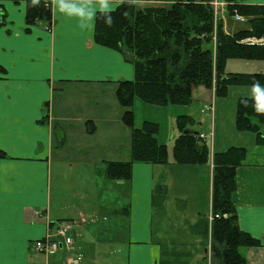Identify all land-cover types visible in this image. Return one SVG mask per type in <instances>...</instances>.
<instances>
[{
    "label": "crops",
    "instance_id": "0c3cea01",
    "mask_svg": "<svg viewBox=\"0 0 264 264\" xmlns=\"http://www.w3.org/2000/svg\"><path fill=\"white\" fill-rule=\"evenodd\" d=\"M218 1L219 12L232 4L264 5V0ZM50 2L49 29L39 24L25 31L26 0H0V264H212V156L230 143L218 142L214 120L208 134L200 120L198 133L210 141L208 165L176 164L167 148L165 165L134 162L128 182L108 180L107 162L128 161L130 146L113 136L124 126L116 89L133 80V66L94 43L91 22L65 15ZM117 5L110 0V7ZM226 22L223 30L231 33ZM248 65L258 70L256 63ZM200 88L192 90L191 103L214 99L213 90L199 99ZM148 105L134 100L135 121L138 109L161 111ZM137 120L141 125L152 119ZM167 127L165 132L158 127L159 143L166 144ZM64 181L69 199L60 206L57 188ZM159 185L165 196L156 203ZM123 194L124 201L115 203ZM232 201L239 230L259 241L241 254L247 264H264V149L248 151L236 169ZM205 219L207 234L200 225ZM74 221L71 248L51 255L34 250L32 244L54 233L58 223Z\"/></svg>",
    "mask_w": 264,
    "mask_h": 264
},
{
    "label": "trees",
    "instance_id": "16d2710c",
    "mask_svg": "<svg viewBox=\"0 0 264 264\" xmlns=\"http://www.w3.org/2000/svg\"><path fill=\"white\" fill-rule=\"evenodd\" d=\"M164 1L148 6L120 3L112 12H98L94 20V43L119 52L134 71L133 80L119 82L116 89L124 110L121 122L130 130L131 143L128 161L106 164L105 176L111 181L128 182L134 162L165 165L168 160L166 145L156 139L158 125L151 121L135 125L131 109L135 99L160 107L188 106L197 87L213 90L215 101L226 98L232 87L253 88L258 81L264 88V72L228 71V65L238 61L264 64V5H228V15L240 16L248 24L246 29L228 33L215 14L213 0ZM109 16L111 26L105 24ZM51 18L50 0H40L37 6L26 0L25 31L39 24L49 29ZM253 39L260 42L248 41ZM190 118H175L178 135L172 146L173 160L180 165H208L210 147L199 133L189 129L194 124ZM233 125L238 133L253 134L255 145L264 149V96H238ZM247 153L245 147L231 146L212 156V264H247L240 249L259 245L258 240L238 229L232 201L236 169L243 165ZM155 193L157 203L165 196V188L161 186ZM206 222H200L204 234ZM159 264L174 263L164 260Z\"/></svg>",
    "mask_w": 264,
    "mask_h": 264
},
{
    "label": "rangeland",
    "instance_id": "374dc122",
    "mask_svg": "<svg viewBox=\"0 0 264 264\" xmlns=\"http://www.w3.org/2000/svg\"><path fill=\"white\" fill-rule=\"evenodd\" d=\"M214 2H217V4L220 5L218 0H213V3ZM213 7H215V6L213 5ZM219 9L220 8H218L217 10H219ZM218 17L221 18L223 20V22H225V23H227L226 21L229 22V24H227L229 31L235 32V31H238L241 29H246L248 27V24L246 22L236 21L233 18V16L228 15L226 12L220 11L218 13ZM248 41H251L252 43L257 42L255 39L248 40ZM238 62H240V61H238ZM256 64H257L256 66H258V70L260 72H264V64H261V63H256ZM251 66H253V65H248V63H243V62L242 63H230L228 65V71L235 68L237 70H240V72H242V73H250V72L254 71V70H251ZM233 73H237V72H233ZM200 91L204 94V96L199 98V99L203 100V99H207L210 97V91L209 90H206L205 88H200ZM75 94L79 95V90H76ZM213 96H214V93H213ZM238 96H247L248 97V96H257V94H255L253 92V88L232 87L229 89L227 97L224 98L223 100L218 101L216 99L217 101H215V97H214V99H212L210 102L204 103V104L202 102L197 103L198 100H195L193 103H191V105L184 106V107L168 105V106L161 108L160 106L155 107L154 105H148V106H154L152 108H155L156 110H161V111H158L156 114H154L152 110H148V111L144 110L143 114H142L141 111L138 109L137 110V117L139 118V116L140 117L141 116H143V117L147 116L148 118L152 119V120H148V121L155 122L156 124H158V127L160 129L164 128V132H165V127L168 126L167 127V129H168L167 135L168 136H166V139H165L166 144H164V143H160V144L166 145V148H168V151H170V154H171L173 142L178 135L177 129L175 127V118L179 115H185V116H188L189 118L192 117V119L194 120V124L191 127H189V129L191 131L196 132V133H198L199 132L198 130H200V128H201L200 124H199L200 122H198V121L202 120L204 130L206 128L209 129L207 132V134H208L210 132V126L212 125L211 122H213V120H214L216 122L215 123V129H216V139L218 140V142L230 143V146H238L239 145V146L245 147L249 152L255 153L256 150H262L263 148L255 145L254 135L253 134L252 135H250V134L249 135H243L241 133H238L234 129L233 120H234V114H235ZM259 96H264V92L260 93ZM90 107H91L92 111H94L95 104L94 103L91 104ZM215 108H216V111H215ZM180 109H187L188 113L183 114L184 112L180 113V112L175 111V110H180ZM163 112H164V114H163ZM137 119L135 121V125H140V124H138L139 122ZM118 120H119V116L117 114V124H118ZM137 127H139V126H137ZM262 127H263L262 132L264 133V126H262ZM122 128H123V131L117 130V138L115 139L113 136V139H114V141L120 142L121 143L120 145L130 146V143H131L130 130L128 128H126L125 126H123ZM87 129L90 131L91 129H93V126L91 125V127H88ZM95 135H97V133H95ZM120 135H121V137H120ZM199 135L201 138H203V140H205V136H204V135H206L205 133H203V134L199 133ZM172 137H173V140L171 141ZM207 144H209V146H210V141ZM256 154H259V153L257 152ZM74 160L78 161L77 158L73 157L71 161H74ZM127 160H129V150H128ZM119 162H125V161H119ZM84 170H85V168H83V171ZM64 178H66L65 174H64ZM122 182H125V181H122ZM58 184L60 185V187L57 188V189H59V192L57 194V198L60 201V206H63V205H66L65 203L69 199V196L67 195V192L65 189L66 181L60 182ZM158 187L160 188L161 186L160 185L156 186L155 192H157V190L159 189ZM124 199H125V197L123 194V197L121 199L117 198L116 200H114V202L115 203H119V201L123 202ZM155 200L157 201V198ZM206 201H207V199H206ZM156 207H157V204H156ZM211 211H212V209H211ZM122 215H125V214L123 213ZM211 215H214L213 211H212ZM236 218H237V216H236ZM212 223H213V220H212ZM64 224L72 227V229H74V227L76 226V223L74 221V222H60V223H58V227L63 226ZM76 227H78V225ZM237 227H238V224H237ZM71 235H72L71 236L72 239H74V235L72 233H71ZM72 245H73V243H72ZM71 246H70V248H71ZM36 252H38V251H36ZM103 257H102V261H103ZM112 258H115V257L112 255ZM200 263L204 264V262L202 260H200Z\"/></svg>",
    "mask_w": 264,
    "mask_h": 264
},
{
    "label": "clouds",
    "instance_id": "9594fccd",
    "mask_svg": "<svg viewBox=\"0 0 264 264\" xmlns=\"http://www.w3.org/2000/svg\"><path fill=\"white\" fill-rule=\"evenodd\" d=\"M125 2L129 4H137L139 0H116V4ZM39 3L40 0H31V6H37ZM52 4L59 12L65 15L75 16L78 20L91 22L89 23L88 28L94 26L97 12L103 15L114 11V6H109L110 0H52ZM105 24L108 26L113 24L111 16L105 20ZM79 27L83 29L82 24H79ZM252 87L253 92L257 94V97H259L260 93L264 92V88L261 87L258 81L255 82Z\"/></svg>",
    "mask_w": 264,
    "mask_h": 264
},
{
    "label": "built area",
    "instance_id": "2783aa9c",
    "mask_svg": "<svg viewBox=\"0 0 264 264\" xmlns=\"http://www.w3.org/2000/svg\"><path fill=\"white\" fill-rule=\"evenodd\" d=\"M212 5H214L215 7H213L215 9V14L217 15L218 13V7L219 5L217 4V2H212ZM233 18L236 21H240L243 22L244 19L240 16L234 15ZM260 41H257L256 43H258ZM215 217V215H211V219L213 220ZM72 227L64 224L63 226H60L58 228H56L54 233H49L47 234L44 238L35 241L32 245L34 247L35 251L40 252L41 254L44 255H51L56 253L59 249H61L62 247L65 248H70V246L73 243V239H72Z\"/></svg>",
    "mask_w": 264,
    "mask_h": 264
}]
</instances>
